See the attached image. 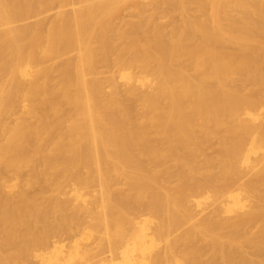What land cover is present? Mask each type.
Returning a JSON list of instances; mask_svg holds the SVG:
<instances>
[{
	"label": "bare ground",
	"instance_id": "6f19581e",
	"mask_svg": "<svg viewBox=\"0 0 264 264\" xmlns=\"http://www.w3.org/2000/svg\"><path fill=\"white\" fill-rule=\"evenodd\" d=\"M0 264H264V0H0Z\"/></svg>",
	"mask_w": 264,
	"mask_h": 264
},
{
	"label": "rangeland",
	"instance_id": "374dc122",
	"mask_svg": "<svg viewBox=\"0 0 264 264\" xmlns=\"http://www.w3.org/2000/svg\"><path fill=\"white\" fill-rule=\"evenodd\" d=\"M165 24V22H163Z\"/></svg>",
	"mask_w": 264,
	"mask_h": 264
}]
</instances>
